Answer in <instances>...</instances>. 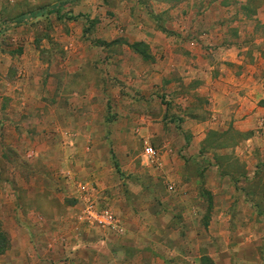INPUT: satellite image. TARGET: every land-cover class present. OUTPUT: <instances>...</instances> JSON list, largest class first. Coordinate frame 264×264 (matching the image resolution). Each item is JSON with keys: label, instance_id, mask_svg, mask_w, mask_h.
Masks as SVG:
<instances>
[{"label": "rangeland", "instance_id": "rangeland-1", "mask_svg": "<svg viewBox=\"0 0 264 264\" xmlns=\"http://www.w3.org/2000/svg\"><path fill=\"white\" fill-rule=\"evenodd\" d=\"M236 55L264 62V0H0V256L18 220L46 222L33 243L35 264H47V257L51 264H66L60 246L43 253L57 233L71 245L86 228L99 230L87 224L86 207L130 221L155 217L157 206L175 203L176 191H169L160 173L161 157L170 152L164 139L174 137L166 121H172L166 114L161 118L153 102L143 104L142 89L134 83L139 86L143 74L155 78L161 70L157 62H236ZM70 62H88L80 78ZM85 90L92 106L85 116L89 129L70 134L81 145L83 162L70 166L63 142L68 134L49 127L57 118L49 99ZM157 91L167 103L163 89ZM39 97L46 102L40 105ZM145 146L156 151L154 163L142 158ZM199 167L197 162L190 173L200 175ZM240 187L249 201L260 203L243 212L258 223L216 226L208 247L223 250L221 237L229 235L236 250L248 254L237 261L255 264L254 252L264 258V171ZM201 198L204 207L211 202L207 193ZM208 214L200 213L198 248L209 235ZM65 220L76 225L65 227ZM245 235L251 244H243ZM19 256L1 257L0 264H23ZM202 263L213 264L209 258Z\"/></svg>", "mask_w": 264, "mask_h": 264}, {"label": "crops", "instance_id": "crops-1", "mask_svg": "<svg viewBox=\"0 0 264 264\" xmlns=\"http://www.w3.org/2000/svg\"><path fill=\"white\" fill-rule=\"evenodd\" d=\"M236 57L233 59L236 62H157L161 70L155 73V78L143 74L139 75V86L134 83L142 89L141 102L158 105L161 118L166 114L172 121H166L174 137L167 135L164 139L170 152L161 157L160 173L175 189L176 197L172 198L175 203L157 206L155 217L117 220L118 229L110 237L103 230L86 228L75 235L77 243L69 245L65 234L57 233L43 254L47 255L51 247L60 246L64 249L66 264H203L205 258L213 264H245L237 260L248 259V254L238 252L229 235L221 237L225 244L223 250L208 247V243L215 241L211 230L216 226L225 228L239 223L250 227L255 221L258 223V219H248L243 214L257 210L260 203L249 201L240 182L256 179L264 171V62ZM70 63L73 72L79 73L74 76L79 78L88 67V62ZM96 63L103 66V62ZM112 63L118 66L119 62ZM158 89H163L167 103H162ZM50 98L49 108L57 118L49 127L68 134L63 141L68 151L67 164L80 162L81 145L70 134H82L89 129L85 116L92 112V106L88 105L87 91L58 92ZM43 99L38 98L40 105L46 102ZM39 113H43L42 108ZM53 138L60 147L61 140L57 135ZM196 161L200 164L198 176L190 173ZM204 193L211 197L205 207L201 198ZM24 199L28 201V196ZM16 204L14 208L18 212L22 202L17 200ZM203 210L209 212L206 232L210 236L205 234V241L198 248L202 232L196 228L201 226ZM53 221L58 222L54 218L49 220ZM70 222L65 220V227L74 228L76 224ZM45 223L41 219L32 224L18 220L19 225L8 232L10 246L0 258L14 253L22 257L23 264H35L37 251L33 243L38 229L44 228ZM132 226L138 230L130 231ZM241 239L243 244L253 241L246 235ZM29 242L31 247L25 246ZM251 258L255 264H264L260 252H254ZM47 259V264H51L52 258Z\"/></svg>", "mask_w": 264, "mask_h": 264}, {"label": "built area", "instance_id": "built-area-1", "mask_svg": "<svg viewBox=\"0 0 264 264\" xmlns=\"http://www.w3.org/2000/svg\"><path fill=\"white\" fill-rule=\"evenodd\" d=\"M156 156V151L152 147L145 146L143 148L142 158L154 163L157 160ZM168 189L169 191H174V188L171 186H169ZM86 222L106 232H112L118 229L116 219L107 210L95 211L91 207H86Z\"/></svg>", "mask_w": 264, "mask_h": 264}]
</instances>
